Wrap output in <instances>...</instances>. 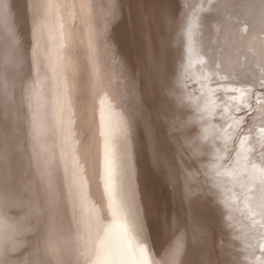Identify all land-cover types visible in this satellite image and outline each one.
Listing matches in <instances>:
<instances>
[{"label":"bare ground","instance_id":"1","mask_svg":"<svg viewBox=\"0 0 264 264\" xmlns=\"http://www.w3.org/2000/svg\"><path fill=\"white\" fill-rule=\"evenodd\" d=\"M57 2L60 10L52 13L47 10L48 0H9L11 24L27 56L7 73L10 120L7 127L0 125V247L14 245L23 253L14 255L8 264H83L77 259L78 249H73L71 258L65 255L66 242H75L81 234L71 204L66 206L59 193L50 196L48 179L42 181L35 166L29 167L34 146H38L47 149V156L56 161L62 174L71 159L66 144L92 178L85 214L102 195L107 201L103 193L106 146L112 152L124 195L133 211L152 226L158 260L166 258L168 264H217L218 260L220 264H260L256 257L264 216L255 218L262 223H254L246 202L255 206L261 192L248 193L251 200L246 201V190L224 175L240 171L236 156L230 167L223 161L228 155L225 149L232 145L229 137L236 135V122L229 120L233 127L223 132L219 122L203 125L198 113L182 105L215 108L213 101L219 93L210 90L207 70L198 63L206 59L204 42L210 30L213 39L220 41L225 62L241 74H261V0H243L249 6L240 8L239 16L229 17L236 24L232 31L210 22L200 11L201 5L207 8L206 0H118L121 15L115 19L113 0H91V7L83 0L85 6L75 20L70 9L64 8L65 0ZM34 3L46 5L39 15ZM4 32L0 27V85L5 83ZM3 110L5 105L0 103ZM203 127L207 133L202 134ZM257 140L264 142L259 136ZM254 146L258 145H246ZM201 160H213L207 175L222 190L225 207L219 211L210 199L197 194L204 179H194ZM177 175L180 197L172 187ZM189 187L190 203L183 196ZM5 223L11 226L12 236L7 244ZM25 232L31 234L24 238ZM233 236L239 238L238 243ZM233 244L246 255L233 260Z\"/></svg>","mask_w":264,"mask_h":264},{"label":"snow or ice","instance_id":"2","mask_svg":"<svg viewBox=\"0 0 264 264\" xmlns=\"http://www.w3.org/2000/svg\"><path fill=\"white\" fill-rule=\"evenodd\" d=\"M207 8L201 5L200 11L207 15L208 20L215 21L217 24H223L227 31H232L236 24L229 18L230 16H239V9L247 7L243 0H206ZM48 11L55 13L60 10V4L57 0H48ZM85 5L83 0H65L64 8L70 9L69 14L75 20L80 8ZM88 7H91V0H88ZM256 7L257 5H251ZM44 3H34L33 8L37 15L44 10ZM184 6L181 4L180 8ZM264 9V0L259 5ZM191 8V5L189 6ZM121 15V8L118 0H113V18ZM243 22L242 20L240 21ZM0 27L5 29L4 39L7 44L6 55L3 58L5 83L0 85V103L5 105V110L0 111V125L7 127L10 117L7 114L6 105L11 97H7V73L26 59V49L22 52V45L19 44L17 33L11 24V11L9 0H0ZM72 26L69 25V34ZM64 31V25L61 24V32ZM248 31V27L244 28ZM165 43V51L167 50ZM63 47V45H62ZM198 55L200 53H197ZM41 54L37 53V71L41 70ZM204 56L206 59L198 61L204 69L207 70L205 78L212 82L210 90L216 95L213 101L214 110L211 108L201 109L198 105L192 108L191 104L182 105L198 113L199 121L203 125H212L219 122V130L227 132L232 129V123L236 122V135L230 136L232 145L226 148L228 155L223 158L224 165L230 167L233 156L237 157L236 163L240 165V171L225 173L231 183L239 189L246 190L243 194L246 201L251 200L248 193L254 190L261 192V198L258 204L251 206L250 215L254 223H262L256 220V217L264 216V142L257 140L259 136L264 141V69L257 77L251 74H241L231 64L222 59V49L219 39H213L211 30L207 34L204 42ZM63 109H61V112ZM251 121V124L249 123ZM195 123V122H193ZM207 127H203L202 134L207 133ZM195 131V129H192ZM205 139L207 137L205 136ZM249 144L258 146L246 147ZM126 147V146H125ZM65 150H69L71 159L64 164L63 173L60 174L59 167L54 159L47 156V149L40 150L34 146L33 157L29 161V167L35 166L43 181L48 179L47 191L50 196L59 193L61 201L71 204L74 213H76V229L78 235L75 242L67 241V250L65 255L69 258L73 255V249H78L77 259L83 261V264H168L166 258L157 259L160 255L155 250L154 243L151 240V225L147 224L142 216L133 211L130 202L126 198L122 189V182L117 181L116 167L112 152L106 146L103 176V193L107 194V201L103 199L93 201L91 206L87 207L85 214L86 201L91 197L92 178L88 175L86 165L81 163L80 158L75 155L74 149L70 145H65ZM214 159H221L214 157ZM243 163H240V160ZM209 163L200 161L201 169H198L197 179L203 176L204 179L197 189V194L204 199H210L212 206L217 211L225 207L221 199L222 190L215 182L208 178ZM192 167H195L193 162ZM217 177L221 173H215ZM185 180L188 179L184 174ZM55 180V184H53ZM87 186V187H85ZM172 187L177 196H181L180 177L174 176ZM232 191V189H229ZM189 203L192 199L191 187L183 194ZM227 227V225H226ZM11 226L3 225V239L7 244L12 236L10 234ZM232 240L236 243L239 238L233 236ZM223 246V241H221ZM260 255L256 257L260 264H264V232L261 233L259 243ZM235 249V244H233ZM23 253L17 252L16 247H0V262L8 264V261L14 255L19 256ZM246 255L242 250L235 249L232 253L233 260L238 256ZM167 257V253H165ZM217 264H220L219 260Z\"/></svg>","mask_w":264,"mask_h":264},{"label":"rangeland","instance_id":"3","mask_svg":"<svg viewBox=\"0 0 264 264\" xmlns=\"http://www.w3.org/2000/svg\"><path fill=\"white\" fill-rule=\"evenodd\" d=\"M175 67H176V65L174 66V69H175ZM176 70V69H175ZM27 73H29V71H26V74ZM189 83H192V82H187V85H188V87H192L191 85L193 84H189ZM23 86V81L21 82V84H20V88H22V86ZM189 89H191L192 90V88H189ZM160 91L161 90H159V93H160ZM164 91H163V89H162V93H163ZM161 101L163 102V99H161ZM155 106V105H154ZM204 203L207 205L208 204V201L206 202V200H204ZM207 208V207H206ZM213 220H215V219H213ZM31 233H29V232H25L22 236H24V238L25 237H28L29 235H30Z\"/></svg>","mask_w":264,"mask_h":264}]
</instances>
